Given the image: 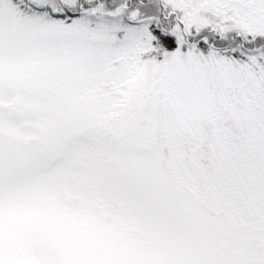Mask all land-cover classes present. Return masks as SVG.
Returning a JSON list of instances; mask_svg holds the SVG:
<instances>
[{"label":"snow or ice","instance_id":"obj_1","mask_svg":"<svg viewBox=\"0 0 264 264\" xmlns=\"http://www.w3.org/2000/svg\"><path fill=\"white\" fill-rule=\"evenodd\" d=\"M0 264H264V0H0Z\"/></svg>","mask_w":264,"mask_h":264}]
</instances>
